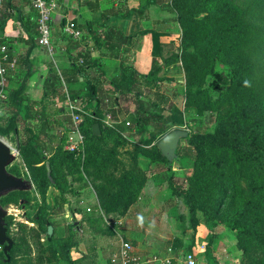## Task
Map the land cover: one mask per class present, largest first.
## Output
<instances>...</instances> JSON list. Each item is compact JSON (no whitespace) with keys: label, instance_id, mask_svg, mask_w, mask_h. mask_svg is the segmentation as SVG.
Returning a JSON list of instances; mask_svg holds the SVG:
<instances>
[{"label":"trees","instance_id":"obj_1","mask_svg":"<svg viewBox=\"0 0 264 264\" xmlns=\"http://www.w3.org/2000/svg\"><path fill=\"white\" fill-rule=\"evenodd\" d=\"M151 4H153L152 0H140L138 8L130 10L129 16L136 14L142 17L144 10ZM171 7L177 23L182 28L179 50L173 56L175 60L182 61L185 69L187 103L196 104L203 97L205 91L195 76L209 71L220 84L222 102L228 103L227 109L230 115L220 116L211 132L197 130L195 125L196 130L189 134L187 138L189 147L184 154L191 159L193 168L186 186L176 183L171 169L172 162L161 156L157 146L154 147L152 160L166 165L171 196H179L183 199L189 210L190 226L194 232L199 225L197 213H201L204 222L211 228L223 224L228 229L236 231L237 246L244 252L242 264H264V127H253L244 119L235 101L239 88L245 86L246 93L243 91L240 93L242 97H247L248 103L253 101H257L260 105L264 103V76L255 75L257 67L264 63V0H251L241 5L236 0H171ZM12 10L13 5L10 0L0 2V46L6 47L9 61H11L10 41L3 38L2 34L6 23L12 17ZM20 21L29 32L31 27L27 28L21 17ZM64 23L65 21L61 25L64 26ZM146 34L151 36L152 59L151 68L145 75H140L133 68L120 63L114 75L107 78L99 69L100 59L92 58L87 52L77 54L78 62H72L69 71L61 73L66 84L80 88L70 87L67 94L62 93L58 96V101L66 102L67 99L71 102L82 101L81 104L91 107L90 112L85 114L83 122L81 116L82 112L86 113L85 108L82 107L81 113L78 111L76 114L81 118V131L87 147L91 150L90 156L93 153V157L97 159L99 170L107 171L104 183L95 185L99 205L103 208L109 207L116 198L114 197L116 193L124 192L129 197H136L146 181L138 170L121 169V162L117 159L114 150L103 156L100 147V144L111 134L123 130L121 125L117 124L109 128L104 123L108 115V107L105 104L107 96L113 95L114 101L118 102L121 96L133 93L139 99L143 89L156 86L159 72L156 58L160 52V34L156 31H142L136 36L141 38ZM136 36H124L118 28L109 27L104 33L103 47L109 56L118 57L119 50ZM94 39L102 45L101 39L97 37ZM32 43L25 42L29 47L18 60V65L15 69L8 67L6 71L7 83L13 76L20 77L21 80L16 87L7 90L6 98L2 100L8 107L9 116L0 120V137H7L11 132L18 134V125L20 122L23 124L24 136L18 151L31 171L33 181L44 202L49 187L60 189L54 159L51 156L45 160L39 150L43 147L44 138L45 140L53 138L48 131L50 119L46 114V106L50 99L46 91H55L56 85L61 84V78L55 75L47 79L42 86L43 93L39 100H32L27 95V80L30 77L27 57L31 52ZM218 60L228 66V74H232V78L228 74L213 72L214 64ZM93 67L99 70L100 80H93L86 73L87 69ZM80 78H82L81 82ZM104 84L109 85L111 90L104 89ZM237 101L240 102L239 99ZM136 104L133 113L129 114V126L131 129L141 127L143 133L145 128L151 125L152 140L163 138L170 130L180 127L183 123L181 112L174 106H170L169 116H163L155 114L154 110L159 107L150 100L147 102L137 100ZM21 111L24 112V118L20 116ZM160 111L163 112V108ZM36 123H40L37 129L33 126ZM94 124L99 126V136L92 134ZM61 138L65 139L64 136ZM52 152L56 156L61 154V158L66 157L69 160L73 155L61 152L59 147ZM177 155L178 158L184 156ZM36 165L40 166L35 167ZM46 165L50 168L49 177ZM8 171L20 177L13 166L9 167ZM116 172H119V175L115 174ZM26 195L28 192H11L2 198L0 203L2 206H9L27 201ZM64 203L65 201L61 200V206ZM28 217L30 222L37 223L45 232L50 246L55 251L54 258L57 263L76 264L69 255L71 248L76 246L71 236L61 241L48 236L49 226L54 231V225L48 219V214L36 213L35 217L31 215ZM92 217H87V221L92 223L96 220ZM5 224L9 236L8 217L5 219ZM176 245L174 240L172 250L175 254L171 252L172 264H176V256L179 255ZM210 245L211 243L206 246V255L209 253ZM13 248L14 241L7 260L3 248L0 247V264H13L11 258ZM191 250L189 246L187 254L191 253ZM250 254H255V260ZM204 262L209 264L207 258ZM108 263L111 264V259Z\"/></svg>","mask_w":264,"mask_h":264},{"label":"rangeland","instance_id":"obj_2","mask_svg":"<svg viewBox=\"0 0 264 264\" xmlns=\"http://www.w3.org/2000/svg\"><path fill=\"white\" fill-rule=\"evenodd\" d=\"M154 1L155 4L149 6V9L152 7L151 18L148 13L149 9L144 10L146 14L144 18L153 21V23L144 24V31L151 29L160 34V52L156 58L159 67L158 81L153 88L143 89L139 99L133 93L121 96L118 102L114 101L113 95L107 96L105 104L108 107V115L104 123L109 128L117 124L121 125L123 130L111 134L100 144L103 156L108 155L111 150L116 152L117 159L121 162V169L138 170L142 173L146 181L140 193L132 198L124 192H119L115 194L114 197L116 198L112 200L109 207L103 208L99 205L95 185L104 183V176L107 175V171L99 170L97 159L93 157V153L90 156L91 150L87 147L81 131L82 123L75 124L69 114L70 112L65 109L61 120L57 121L50 117L48 131L53 138L51 140L44 138L43 147L39 150L45 160L51 156L54 159L60 189L63 191L49 187L46 191L45 201L42 202L32 173L23 162L18 151L24 136L23 124L20 122L18 134L11 132L7 137H0L12 148L16 156L11 166L21 178L32 184V190L25 196L27 201H20L8 206V234L10 239L14 241L11 255L13 264H66L56 262L55 251L50 246L45 232L37 223L29 221L28 216L35 217L36 213L48 214V219L54 225V231L52 228L51 234L54 240L61 241L69 236L72 237L76 246L71 248L69 255L71 259L76 261V264H109L108 260L117 252L121 239L129 241L137 254L136 256H139L143 261L151 258H163L169 250L174 253L172 250L174 240L177 243V255L179 254V257H176L181 259L189 252L188 247L191 246L190 252L195 255L196 264H205V258L208 259L209 264L211 262L242 264L244 261V252L237 246L235 230L228 229L223 224L211 228L204 222L201 213H197L199 225L196 231L192 230L190 213L183 203V199L179 196H171L167 182L166 165L152 160L154 147L157 146L160 139H151L150 133L153 130L151 125L147 126L143 133L141 127L131 129L129 126V114L135 110L137 100L144 102L150 100L157 104L160 109L163 108V112L159 108L155 109L154 112L163 116H169L171 114L170 106H174L181 112L183 119L182 125L175 129L188 131V137L190 133L196 130L195 125L197 130L211 132L220 116L228 117L230 115L227 109L228 103L222 102L220 84L209 71L203 72L200 76H195L205 91L203 97L196 104L187 103L185 69L182 61L180 59L175 60L173 56L179 50L182 28L177 23L172 11L171 0ZM249 1L251 0H236L240 5ZM114 10L110 12L113 17L117 18L119 13L125 14L124 8ZM61 22L58 20L54 29L53 21L51 22L54 43L56 44L58 40L63 39L66 40V43H71V48L76 50L77 42L68 39L61 32ZM78 29L82 34L83 30L79 27ZM97 38L100 39L101 37L97 35ZM138 40L139 36H136L127 45H124L123 50H119V56L115 57L124 66L133 68L130 65L132 63L130 58L133 56L131 51L135 49V45H138ZM57 49L59 51L58 47ZM78 59L79 57L75 53L67 61L69 63L78 62ZM12 61L13 58L11 57ZM213 72L228 74L229 69L226 64L218 60L214 64ZM228 75L230 78L233 77L232 74ZM255 75L264 76V63L257 67ZM89 77L93 80H100L98 75L89 74ZM20 80L16 76L11 77L5 84L4 95L8 89L16 87ZM59 86V90L65 94L71 89L68 86L64 87L62 83ZM239 89L235 101L243 118L253 127H264V103L261 105L257 101L248 103L247 97H242L240 93V91L246 93L245 86ZM4 97L6 98V96ZM67 100L75 106L77 113L78 111L81 113V109L85 108L86 113L82 112L81 116L83 122L85 114L90 112L91 107L81 104L82 101L71 102L69 99ZM67 103L66 108H68ZM54 110L57 114L59 108ZM22 114L23 111H21L20 116L24 118ZM8 116V107L0 99V120ZM59 121H62L63 124L58 125ZM39 124L36 123L33 126L37 129ZM191 125L192 127H190ZM60 126L63 127L62 130ZM66 129L73 131L66 132ZM70 132L74 136L71 137L68 134ZM63 136L65 139L61 138ZM72 146L76 148L73 150L71 149ZM57 147L60 148L61 152L72 153V159L61 158V154L56 156L52 150ZM188 147L187 139L180 141L177 154L184 156L178 158L171 165L176 183L184 186L188 184L193 168L191 159L184 154ZM38 166L40 165L35 167ZM61 200L65 201L62 206ZM89 216L95 217L96 220L92 223L87 221L86 218ZM192 237H194L193 240ZM210 243L209 253L206 255V246ZM250 256L255 258V254H250Z\"/></svg>","mask_w":264,"mask_h":264},{"label":"crops","instance_id":"obj_3","mask_svg":"<svg viewBox=\"0 0 264 264\" xmlns=\"http://www.w3.org/2000/svg\"><path fill=\"white\" fill-rule=\"evenodd\" d=\"M55 1L58 8L52 18L53 29L55 28L58 20L63 22L64 19H66L65 23L67 21H73L80 29L83 30L81 39L76 41V50L71 48V43H66V40L63 39L58 40L55 44L53 40V30L51 37V50L39 45L36 29L37 13L30 4L29 0H10L13 5L12 17L6 23V27L2 34L3 38L10 41V54L13 58V62L15 63V67L18 65V60L22 58L23 53L27 51L29 47L25 45V42H33L31 45V52L28 57L26 56L30 70V77L27 80L26 93L28 96L30 95L32 100L36 101L42 96V86L44 82L55 75H58V77L61 78V83L64 87H75V85L66 84L63 81L61 74L67 70L69 71L71 63L67 60L75 53L79 54L87 52L92 58H99L101 61V67L99 69L102 70L107 78H110L114 75L115 70L118 69L120 62L118 61L119 59H116L115 57L110 58L111 56L107 54L103 47V44L105 43L104 33L106 32V29L109 27H116L124 34V36H136V34L145 30L144 24L153 23L152 20L144 18L146 15L145 13L140 18L136 14L129 16L130 10L138 8L140 0H120V2L119 0ZM152 1L153 4H155V1ZM0 2H2V0H0ZM118 8H124L125 14L122 15L119 13L117 18L113 17L110 12L114 9L117 11ZM148 13L151 18L152 7L148 10ZM20 17L24 19L27 28L31 27L29 32L25 30L23 23L20 21ZM149 31L154 30L150 29ZM97 35L101 37L100 43L102 45L94 39ZM138 42V45H135V49L131 51L133 56L130 58V61L132 62L130 65H132L133 69L138 74L145 75L151 68V36L146 34L139 38ZM57 47L59 48V51ZM86 73L88 75L92 74V76L99 75V70L93 67L87 69ZM79 81L81 82L82 78H80ZM103 87L104 89L111 88L106 84H104ZM59 89V85H56L55 91H46L50 99V103L46 106V114L49 119L51 117L53 119L55 118L57 121L62 119L65 109H67L65 106L67 101H58V96H61L63 93V91ZM55 108H60L57 114L54 110ZM22 115H24V112ZM61 123L62 121H59L58 125ZM60 129L62 130L63 127ZM55 133L57 132L55 131ZM68 134H70L71 137L74 136L71 132Z\"/></svg>","mask_w":264,"mask_h":264},{"label":"built area","instance_id":"obj_4","mask_svg":"<svg viewBox=\"0 0 264 264\" xmlns=\"http://www.w3.org/2000/svg\"><path fill=\"white\" fill-rule=\"evenodd\" d=\"M30 4L37 13L36 29L38 34V43L40 46L51 50L52 37V18L58 6L55 0H29ZM63 34L71 40H80L81 32L73 21H67L62 27ZM14 68V62L9 61L7 49L0 46V99L4 100V86L6 84L7 69ZM68 111L72 121L77 124L81 123V118L76 114L77 109L67 100ZM77 145V144H76ZM72 146L71 149H75ZM89 211V209H87ZM132 244L121 239L117 252L111 258V264H172V254L169 250L168 254L163 258H151L143 261L139 256H136ZM179 257V256H178ZM176 264H196L195 255L193 253L185 254L181 259H176Z\"/></svg>","mask_w":264,"mask_h":264},{"label":"water","instance_id":"obj_5","mask_svg":"<svg viewBox=\"0 0 264 264\" xmlns=\"http://www.w3.org/2000/svg\"><path fill=\"white\" fill-rule=\"evenodd\" d=\"M93 136L100 135V129L97 124L92 126ZM188 138V131L175 129L166 134L157 143V148L162 157L169 162H174L178 159L177 150L180 141ZM16 156L12 148L0 139V200L11 192H29L32 190V184L21 178L12 175L8 168L15 161ZM47 176H50L48 165ZM8 216V206H2L0 203V247L3 248V254L8 260V252L13 246V241L7 235L5 219ZM48 236L52 234V227L47 230Z\"/></svg>","mask_w":264,"mask_h":264}]
</instances>
